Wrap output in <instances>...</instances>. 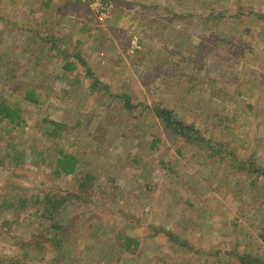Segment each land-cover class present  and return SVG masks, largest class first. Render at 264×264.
Wrapping results in <instances>:
<instances>
[{
	"label": "rangeland",
	"instance_id": "rangeland-1",
	"mask_svg": "<svg viewBox=\"0 0 264 264\" xmlns=\"http://www.w3.org/2000/svg\"><path fill=\"white\" fill-rule=\"evenodd\" d=\"M0 103V264L264 262V0H0Z\"/></svg>",
	"mask_w": 264,
	"mask_h": 264
},
{
	"label": "trees",
	"instance_id": "trees-1",
	"mask_svg": "<svg viewBox=\"0 0 264 264\" xmlns=\"http://www.w3.org/2000/svg\"><path fill=\"white\" fill-rule=\"evenodd\" d=\"M96 80L92 82V86L96 84ZM29 94V95H28ZM25 98H29L31 100H34L33 96L28 93ZM125 98V102L129 103L128 95L123 94L122 95ZM15 106H9L5 103H0V117L8 119L9 122L14 121V119L17 118L18 114L17 111L19 109L17 104H14ZM156 114L162 118L164 121L165 127L170 129L171 131L178 133L182 135L185 138H188L190 140H197L199 142H203L204 138L197 134L196 131H193L192 126L184 125L181 123V121L174 119L171 116V113L169 110H166L164 108H157ZM252 163V162H251ZM249 164L250 171L253 170L257 173L264 174V165H259L257 167H253V164ZM256 166V165H255ZM74 167V163L72 161V157L70 155H62L61 157L56 158L55 160V167L53 173L56 176H59L60 174H66V173H72ZM239 263L240 264H264L263 261L260 259L251 257L250 255L244 254L239 257Z\"/></svg>",
	"mask_w": 264,
	"mask_h": 264
},
{
	"label": "built area",
	"instance_id": "built-area-1",
	"mask_svg": "<svg viewBox=\"0 0 264 264\" xmlns=\"http://www.w3.org/2000/svg\"><path fill=\"white\" fill-rule=\"evenodd\" d=\"M92 5H99L98 3H97V1H94L93 3H92ZM100 6V5H99Z\"/></svg>",
	"mask_w": 264,
	"mask_h": 264
}]
</instances>
